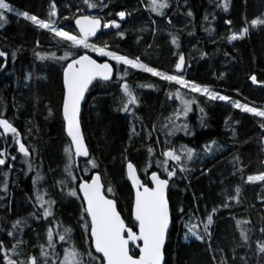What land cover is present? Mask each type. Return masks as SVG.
<instances>
[{
  "label": "trees",
  "instance_id": "1",
  "mask_svg": "<svg viewBox=\"0 0 264 264\" xmlns=\"http://www.w3.org/2000/svg\"><path fill=\"white\" fill-rule=\"evenodd\" d=\"M6 2L16 11H27L48 22H52L49 20L50 5L55 4L58 16L52 20L73 35L77 34L74 20L78 16L90 14L108 22L109 18H117L114 13L126 11L130 15L120 29L125 33L124 38H119L116 30H103L95 44L107 46L130 59H140L141 63L170 75H175V63L179 55L184 54L187 65L182 75L186 80L210 87L211 91L229 96L233 102L264 110V85L253 84L248 79L255 74L258 81L264 82V29H251L249 36L228 43V37L244 27L245 20L250 23L264 16V0H228L227 12L222 6L217 7L221 0H166L168 7L162 16L150 10V0H88L97 5L95 8L87 7L84 0ZM5 15L8 22L0 27V51L7 55L5 69L0 74V112L4 113L2 118L13 123L21 141L30 149L29 158L34 169L28 171L27 165V169L21 166V171L12 172V185L5 193L2 189L6 167L0 166V197H7L0 204V229H3L0 240L5 239L16 220L28 218L27 223L21 225L23 231L17 235V240L27 242L25 251L28 255L39 256V246H46V234L51 228L59 256L65 247H71L80 253L84 264H103L93 246L89 247L83 227L77 224L82 208L81 195L78 194L79 198L67 195L71 181L65 173L69 159L65 149H70L74 175L80 179L84 175L90 178L85 173L86 168L91 170L87 160L97 162L98 170H91L92 174L99 172L105 194L116 201L126 225L136 231L137 223L131 216L133 191L126 174L128 158L139 169V176L144 181L145 173L162 172V153L169 148L168 145H184L195 153L193 159L187 161L190 172L181 173V166L175 162L168 164L170 170H177L168 188L172 215L164 251L168 264H220L222 257L231 264L232 249L239 243L237 220H250L255 225L252 251L247 255L250 264H259L252 252L255 240L259 238L260 220L264 216V204L258 197L262 186L259 182L247 184L242 180L247 181L249 175L262 170L258 167V160L264 161V142H258L257 138L261 131L260 121L264 117L243 112L226 101H212L203 94L189 93L184 94L183 99L195 101L185 120L191 134L186 135L183 131L182 135H169L173 125L171 117L183 105L174 93V88L179 87L131 66L121 64L117 70L116 63L111 61L115 69L114 78L109 82H94L86 95L87 102L82 106L81 125L90 156H76L62 116L61 64L52 60H36L35 57L37 53H54L57 57L68 53L78 58V55L88 53L98 61L105 59L89 50L80 48L77 51L63 38L36 27L15 12H5ZM67 17L74 18L68 20L65 19ZM225 21L233 23L229 26ZM173 36L178 49L172 43ZM12 52H16L15 58ZM0 64H3L2 58ZM26 75L29 80L25 79ZM125 85L137 97V103L129 111H119L127 102L123 92ZM200 108H203V113ZM130 132L133 133L131 138ZM206 145H213L207 153L204 152ZM149 147L153 150L151 153ZM5 149L9 153L15 151L11 136L0 133V151ZM237 159L239 163L234 167ZM240 168L244 169L242 174L238 171ZM37 172L42 179L34 187L33 177ZM162 178L168 177L162 174ZM60 183L65 185L63 189ZM237 187L241 188L240 205L231 200L232 211L224 209L223 203L229 196L236 195ZM36 192L47 193L45 199L55 202L54 217H43L42 210L39 219L30 217L39 208L33 203ZM181 206L185 209L183 217L178 215ZM214 207L220 210L210 228L211 240L207 237L204 241L184 240L185 224L196 222L200 228L203 227L207 214ZM190 213L191 220L188 219ZM65 228L72 229L71 239L61 242L57 233ZM209 244L216 250L215 255L208 250ZM130 252L133 256L138 254L134 246ZM89 253L93 257L91 260ZM245 254L243 249L235 253L236 264H240L238 258ZM54 259L50 257L49 264Z\"/></svg>",
  "mask_w": 264,
  "mask_h": 264
},
{
  "label": "snow or ice",
  "instance_id": "2",
  "mask_svg": "<svg viewBox=\"0 0 264 264\" xmlns=\"http://www.w3.org/2000/svg\"><path fill=\"white\" fill-rule=\"evenodd\" d=\"M84 4L89 8L97 7L96 4H91L88 0H84ZM223 7L225 12L228 11V0H221V4H218L217 7ZM150 10L152 12L157 13L158 15H164V9L168 7L166 0H150L149 3ZM5 12L15 14L18 17H23L26 21H30L33 25L40 29H47L54 33L56 37L63 38V41L66 44H70L71 46H75L77 51L80 48L83 49H90L91 52L97 53L100 57H110L112 60L116 62L117 70L118 66L123 64L127 66H131L133 69H141L144 72L150 73L154 77H159L162 81L167 82H175L177 85H183L190 88L192 93H202L204 96L208 97L212 101H226L232 105L234 108H239L243 112L253 113L255 116L264 117V110H259L255 107H249L247 104H241L239 101L233 102L229 96L221 95L218 92L211 91L208 87H202L201 85L193 82H189L184 78L182 75L183 68L185 66L186 57L184 54H180L176 63L175 69L177 70L178 74L170 75L166 74L164 71H159L154 67H149L144 63H141L140 59H130L128 55H120L117 54L115 51H106L104 47H96L94 44L90 45L88 43V38L91 36H95L97 34V30L100 28L103 29H115L119 38L123 39L125 33L120 31L121 24L117 23L114 19H108V22H103L102 19L98 18H91L88 16L91 22V28L85 31L80 26V20L85 16H80V18L75 19V25L79 28V33L73 35L70 34L69 31L64 30V26H58L57 23L52 20L58 16L57 8L55 4L50 5V12H49V20L52 22H48L44 19H39L36 15H31L27 11L19 12L12 8V6L6 2V0H0V27H3L7 24V17ZM113 15L120 18L121 21H124L126 16L130 15L126 11H119L114 13ZM189 16L192 15L191 12L188 13ZM74 17H67L65 19L71 20ZM207 19V16L205 17ZM226 24L229 26L232 25V21H225ZM261 28L264 29V16L258 17L253 19L250 23L245 20V26L237 29L232 35L228 37V43H231L235 40H242L245 37L249 36L251 29ZM191 34V33H190ZM172 43L179 48L178 42L176 38L173 36ZM12 57H16V52L11 53ZM227 56L228 54L225 53ZM5 52L0 51V57H4ZM36 60L40 61H56L61 64L62 67V110H63V117L67 124V133L68 136L71 137V143L75 147V154L77 156H90V152L86 147L85 138L81 133V124H80V116H81V108H82V101L87 102L86 92L89 89V86L93 84L95 78L99 77L104 82H109L110 77L113 76V68L110 66L109 63H97L95 59H92L91 55L85 53L83 55H69L65 53L63 56L57 57L56 54L52 55H41L39 53L36 54ZM70 61V62H69ZM66 65V66H65ZM4 64H0V69L4 68ZM126 73V70H125ZM223 74H221V77ZM26 80H29L30 77L28 75L25 76ZM252 81L253 84L260 83L264 85V82L258 81V78L255 74L248 77ZM151 87V85H148ZM124 96L127 97V102L123 104V108L119 109V111H129L132 105L137 103V97H135L131 90L125 85L123 86ZM177 99H180L179 94H177ZM42 102V101H41ZM123 102V99H122ZM195 103L194 100L190 99H183V109L182 114L187 117V114L192 111V105ZM199 111L203 113V108H200ZM51 115V113H49ZM4 116L3 112H0V129L3 130V133L9 134L11 133L12 138L14 140L13 147L16 148L18 153L22 154L23 157H29L30 149L26 148L25 144L21 141L20 133L18 132L17 128L13 126V123L10 122L9 119L2 118ZM139 119V118H137ZM201 125L203 126V117H201ZM260 128L261 131L259 133L258 142H264V120L260 121ZM184 131L186 135L191 134V130L187 123L183 125H177L174 127L169 135H173L175 132ZM133 133L130 132V138ZM215 144V141H213ZM213 145H206L204 147V152L207 153L210 151ZM170 150L163 151L162 155L164 157V166L161 171H150V176L145 173V179L141 182L139 177V169L134 166V163L128 158L126 162V170H127V178L131 182V177L128 175V169L131 168L136 177L140 180L142 185H145L147 188L152 189L151 192L146 193L145 199L149 205L154 203L157 199L163 202L166 207V214H167V221L170 225V203L169 199L166 196V190L169 188L171 180L175 178L177 174L176 168L168 167L169 162H175V165L181 166L179 171L181 173H189L190 170L187 167V161L193 159L195 155L192 148L187 146L181 145V153L178 154L176 149L170 145H168ZM32 151H35L34 149ZM149 153L153 150L151 147L148 149ZM65 152L68 154V163L65 166V173L67 177L70 178L71 181V190L68 191L67 195L69 197H77L79 198L78 194L82 193V208H81V215L77 220V224L82 226L84 232L88 235V244L89 247H92V236H93V228H92V212L90 211V205H94L95 200V185L99 184L102 187V177L98 171L96 174H92L91 170H98V164L94 159H90L88 163L91 165V170L85 169V173L91 176L89 181L88 176L84 175L83 179L74 175V168L71 161V153L70 149H65ZM264 154V152H262ZM9 152L7 149L0 151V166L8 167L12 169L16 160L15 156H11V163L9 162ZM186 158V159H185ZM23 163L27 164L29 169H34V166L30 163L28 159H24ZM239 163L237 159L234 162ZM159 167V165H158ZM258 167L262 169L255 175H249L247 177V181H243V183L247 184H255L259 182L262 186L261 193L258 194L261 204H264V161L258 160ZM241 174L243 173L244 169H238ZM162 174L168 178H162ZM202 174H204L202 172ZM210 174V173H209ZM235 175V172L233 173ZM5 176V186L2 189L5 193H7V176L8 173H4ZM42 179L39 172L33 177V184L34 187L38 184V182ZM158 183V186H157ZM78 185V187H76ZM150 185V186H149ZM59 186L61 189L65 187L63 183H60ZM139 187V185H138ZM112 191V190H110ZM236 195L229 196L228 201L223 203V208L232 211L229 201L235 200L236 205H240V193L241 188L237 187L235 189ZM47 193L41 194L39 192L35 193V201L34 207L36 204L39 205V208L36 209L33 213L30 214V217L33 219H39L41 215L45 218L54 217L53 212V204L55 203L52 200L45 199ZM7 197H0V204L3 203V200ZM220 209L218 207H214L211 213H208L206 216V222L203 224V231L198 232L196 230L197 225L192 224L187 228L188 233L191 236L195 237L196 241H204L205 238L210 241L212 238V234L210 232V228L214 225V216ZM195 211V210H193ZM251 215V212L248 213ZM178 215L183 217L185 215V209L181 206L178 209ZM192 215L191 213L188 216V219L191 220ZM235 219V217H232ZM28 218L18 219L12 225L11 229L7 231L5 239L0 240V264H41V261L44 264H49L50 257H55L54 260H51V264H84L83 259H77L80 256L75 248H65L63 253V258H60L59 253L56 251L58 245L56 240L54 239V233L51 228L47 231V239H46V246L41 244L40 247V254L39 256L35 255H28L25 251L27 242L23 240H17L18 232H22L23 229L21 225L27 223ZM246 225H251L250 227H246ZM236 226L239 229V243L236 244V247L232 249L233 252V259L231 264H236L237 257L235 253L238 250H245L246 254L244 256H240L238 259L240 264H250V258L247 255V252L252 251V244H253V233L255 231V225L252 221H236ZM3 229H0L2 232ZM71 228L63 229V232L57 233L58 239L61 242H66L71 239ZM39 238V237H38ZM8 241H16L15 243H9ZM163 247L160 249L159 259L160 264H168ZM209 251L213 252L215 255L216 250L211 248L209 244ZM252 255L257 258L259 264H264V216L261 217L260 220V228H259V238L255 240V250L252 252ZM23 257V259H21ZM89 259H93L91 253H89ZM220 264H228V262L222 257Z\"/></svg>",
  "mask_w": 264,
  "mask_h": 264
},
{
  "label": "water",
  "instance_id": "3",
  "mask_svg": "<svg viewBox=\"0 0 264 264\" xmlns=\"http://www.w3.org/2000/svg\"><path fill=\"white\" fill-rule=\"evenodd\" d=\"M81 16H85L80 20V26L85 31H87L92 26L88 16L91 18L101 19L99 17L92 16L90 14H84ZM77 18H80V16H78ZM114 20H116L117 23L121 24L122 27V23L126 20V18L124 21H121L119 17H117ZM74 28L77 31V33H79V28L78 26L75 25V20H74ZM103 30H104L103 28L98 29L97 34L95 36H91L88 38V42L90 43L95 42ZM91 57L92 59H95L93 56ZM0 58L3 59V64L6 66L7 55L5 54L4 57H0ZM95 60L97 61V63L110 64V66L113 68V76L110 77V81H111L115 75V69L112 62L109 60H103V61H98L97 59ZM186 65L187 62H185V66L183 68L182 74L186 69ZM4 69L5 67L0 70V74L3 72ZM175 74H178L176 69H175ZM96 81H102V79L97 77L95 78L93 83ZM92 85L89 86L86 95L88 94ZM82 106H83V101H82ZM81 112H82V108H81ZM62 116H63V110H62ZM64 123L67 131V124L65 120ZM80 124H81V116H80ZM81 133L85 138L82 125H81ZM69 138L71 140V137ZM85 144L87 147L86 140H85ZM126 174H127V170H126ZM128 175L131 177V182L129 180L128 181L133 191L131 216L133 220L137 223L136 231L132 230L126 225V222L122 214L118 210L116 201L105 194L104 184L103 181L101 180L102 187H100L99 184L94 186L95 187L94 205H90V211L92 212L93 249L96 254L101 256L103 260V264H160V259H159L160 249L163 247L164 248L163 251H165L168 233L172 224L171 209H170V225H169L167 221L166 207L163 204V202L157 199L154 203L149 205L145 199V195L146 193L151 192L152 189H149L145 185H142L141 184V182H143L142 179L140 178L141 179L140 182V180L136 177L134 171L131 168L128 169ZM148 175L150 176V174ZM90 179L91 176L89 178V181ZM80 195L82 197V193H80ZM166 196L168 198V189L166 190ZM131 245H133L137 249L138 251L137 256H133L131 254L130 252Z\"/></svg>",
  "mask_w": 264,
  "mask_h": 264
},
{
  "label": "rangeland",
  "instance_id": "4",
  "mask_svg": "<svg viewBox=\"0 0 264 264\" xmlns=\"http://www.w3.org/2000/svg\"><path fill=\"white\" fill-rule=\"evenodd\" d=\"M13 8V7H12ZM14 9V8H13ZM15 10V9H14ZM17 10V9H16ZM105 23H106V21H104ZM104 30H108V29H104ZM90 45H92V44H94L96 47H103V46H100V45H97V44H95L94 42L93 43H90V42H88ZM105 48V50L106 51H111L107 46H105L104 47ZM82 50H89V51H91L90 49H83V48H81ZM94 53V52H93ZM94 54H96V55H98L97 53H94ZM99 56V55H98ZM105 60H109V61H112V62H115L114 60H112L110 57H103ZM116 63V62H115ZM169 83H173V84H175V82H169ZM176 86H178L179 87V89L177 88V87H175L174 88V93H175V95H176V97H177V94H179V96H180V102H181V104H182V100H183V96H184V94H189V93H191V94H202V93H192L191 92V90H190V88H188V87H186V86H183V85H177V84H175ZM202 87H204V86H202ZM181 88V89H180ZM210 90H211V88L210 87H208ZM181 90V91H180ZM182 109H183V105H182V107H181V109L176 113V115H174L173 117H171V122H172V129L174 128V127H176L177 125H183V124H185V120H186V117L182 114ZM175 134L176 135H182L183 134V131H178V132H175ZM11 138H12V135H11ZM12 141H13V145H14V140H13V138H12ZM71 147H72V149L74 150L73 151V153L75 154V147L73 146V145H71ZM175 149H176V151H177V153L179 154V151H181V148H180V146H178V147H174ZM166 150H170V148H167ZM165 150V151H166ZM16 148H15V151H14V153H10L9 154V156H11V155H13V154H16ZM76 155V154H75ZM77 156V155H76ZM9 158V157H8ZM24 159H28L29 161H30V158H25V157H21V156H19V158H17V161L18 162H20V164L18 165L19 167H21V166H24L25 167V169H27V164H25V163H23V160ZM90 159H88L87 160V164L89 165V163H88V161H89ZM164 166V165H163ZM30 169L28 168V171H29ZM192 224H196L197 225V228H196V230L198 231V232H202L203 231V227H201L200 228V225L198 224V223H196V222H187L186 224H185V231H184V234H183V239L184 240H192V239H195V237H193V236H191L190 235V233H188V231H187V228L189 227V226H191ZM133 245H131L130 246V249H131V247H132ZM65 248H70L71 249V247H65ZM64 248V249H65ZM64 249H63V251H61V254H60V258H63V253H64ZM77 251V250H76ZM78 252V251H77ZM77 259H81V256H79V257H77Z\"/></svg>",
  "mask_w": 264,
  "mask_h": 264
},
{
  "label": "flooded vegetation",
  "instance_id": "5",
  "mask_svg": "<svg viewBox=\"0 0 264 264\" xmlns=\"http://www.w3.org/2000/svg\"><path fill=\"white\" fill-rule=\"evenodd\" d=\"M0 133H1V134H4L2 129H0ZM4 135H5V134H4ZM6 136H11V133L6 134ZM13 153H14V152H13ZM9 154H10V153H9ZM11 156H15V157H16V160H15V163H14V166H13L12 169H9L8 167H6V173H8V176H7V187H8L10 184L12 185V183H11L12 172H15V171H21V168L18 166V165L20 164V162L17 161V158H19V156L23 157L22 154L18 153V151L16 152V154H13V155H11ZM11 156H9V158H8L10 163H11V159H10ZM29 157H30V154H29ZM29 157H27V158H29Z\"/></svg>",
  "mask_w": 264,
  "mask_h": 264
}]
</instances>
